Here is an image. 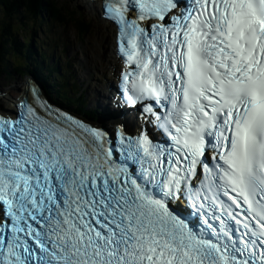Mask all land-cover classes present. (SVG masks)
Wrapping results in <instances>:
<instances>
[{
    "label": "snow or ice",
    "instance_id": "6c2138e0",
    "mask_svg": "<svg viewBox=\"0 0 264 264\" xmlns=\"http://www.w3.org/2000/svg\"><path fill=\"white\" fill-rule=\"evenodd\" d=\"M136 135L0 111V264H264V0H102Z\"/></svg>",
    "mask_w": 264,
    "mask_h": 264
},
{
    "label": "trees",
    "instance_id": "16d2710c",
    "mask_svg": "<svg viewBox=\"0 0 264 264\" xmlns=\"http://www.w3.org/2000/svg\"><path fill=\"white\" fill-rule=\"evenodd\" d=\"M44 11L48 15L42 17L41 13ZM69 20L77 27L79 34H83L88 30V26L82 18L65 12L62 5L54 0H0V79H7L11 74V70L17 71L24 63V57L27 54H32L28 52L31 41L37 46H47L49 51L56 50L59 55L64 51L53 38L45 36L41 39L35 36L29 38V31L26 30L27 23L39 22V28L44 29L51 26L53 22L61 23ZM21 28L25 34L22 37L23 42L20 41L18 33ZM38 53L45 64L43 66L40 62H37L36 66L39 68L42 77L54 83L55 88L52 91L55 96L65 103L78 104L79 108L82 109L79 101L81 102L82 98L84 99V95L76 84L68 85L66 83L70 75L66 73L65 65L63 63L59 64L62 71L60 74L57 67L51 66L39 47ZM51 74H54V76L51 77ZM69 90L75 91L76 96L74 98L70 97ZM78 96H80L79 101L76 99Z\"/></svg>",
    "mask_w": 264,
    "mask_h": 264
},
{
    "label": "rangeland",
    "instance_id": "374dc122",
    "mask_svg": "<svg viewBox=\"0 0 264 264\" xmlns=\"http://www.w3.org/2000/svg\"><path fill=\"white\" fill-rule=\"evenodd\" d=\"M63 3V5L66 7L67 10L72 11L73 13H77L82 19L88 22V27L92 30L85 33L84 35H79L75 29V26L72 25L71 22L66 23H59V22H53L51 26L48 28H44V34L45 36L49 38L55 37V41L60 44L62 47L65 48V52L63 53V56L61 59L69 61L71 64H75V61L78 60L79 64H77V76L80 75L81 77L85 78V55L87 53V42L88 39H92L95 37L96 32L98 30L99 24L98 19H94L89 15V11L82 7L81 5H78L74 0H58ZM31 30L37 32L36 35L38 37H43V33H41L40 28H36L33 23H28L27 26ZM102 29H104L102 27ZM22 28L18 30L19 33H22ZM112 37V36H111ZM81 67V69H80ZM18 84L19 86H22V80H20L17 76L13 77L12 79H8L5 81H2V85L0 86V89L3 91V94H0V96L4 99L5 97H14L16 96V91H9L10 87H13L14 85ZM7 92V94H6ZM5 93V97H3Z\"/></svg>",
    "mask_w": 264,
    "mask_h": 264
},
{
    "label": "bare ground",
    "instance_id": "6f19581e",
    "mask_svg": "<svg viewBox=\"0 0 264 264\" xmlns=\"http://www.w3.org/2000/svg\"><path fill=\"white\" fill-rule=\"evenodd\" d=\"M74 1L78 5L82 4L85 8L90 7L91 10H89V15L99 21V27L95 37L88 39L87 48L85 47L87 53L84 60L86 64L85 74L88 80V86L91 88V92L95 97L96 94L106 93L108 91L109 83L114 78L119 68V63L115 57L110 40L113 28L107 21H103L99 18V13L97 11L99 3L90 4L86 0ZM86 4L90 6L87 7ZM102 27L104 29H102ZM21 90L22 88L20 89L17 84L9 88V91H16L15 95H20Z\"/></svg>",
    "mask_w": 264,
    "mask_h": 264
},
{
    "label": "clouds",
    "instance_id": "9594fccd",
    "mask_svg": "<svg viewBox=\"0 0 264 264\" xmlns=\"http://www.w3.org/2000/svg\"><path fill=\"white\" fill-rule=\"evenodd\" d=\"M29 14H30V12H29ZM84 20V19H83Z\"/></svg>",
    "mask_w": 264,
    "mask_h": 264
}]
</instances>
